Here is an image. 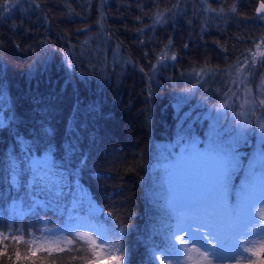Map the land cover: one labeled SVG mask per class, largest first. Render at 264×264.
<instances>
[{
    "label": "trees",
    "instance_id": "obj_1",
    "mask_svg": "<svg viewBox=\"0 0 264 264\" xmlns=\"http://www.w3.org/2000/svg\"><path fill=\"white\" fill-rule=\"evenodd\" d=\"M259 3L19 0L10 12L0 11V117L9 120L0 129V233L22 236L0 243V264H90L95 254L87 242L62 230L70 211L124 228L119 242L126 259L147 263V238L158 215L151 193L157 148L183 132L204 136L211 105L220 102L215 90L245 84L253 90L264 75V44L258 52L255 47L264 37ZM169 42L176 59L162 61L153 73ZM249 49L257 52L256 74L241 84L232 66L238 58L243 65ZM201 68L213 74L194 76ZM193 85L195 91H184ZM244 147L235 151L246 156L252 142ZM45 157L55 178L63 179L59 198L32 185V162ZM12 162L20 172L15 183ZM77 199L82 203L73 208ZM14 200L30 208L11 207ZM57 202L64 212L48 210ZM94 203L99 210L89 215ZM50 228H56L58 248L32 255L28 242Z\"/></svg>",
    "mask_w": 264,
    "mask_h": 264
},
{
    "label": "snow or ice",
    "instance_id": "obj_2",
    "mask_svg": "<svg viewBox=\"0 0 264 264\" xmlns=\"http://www.w3.org/2000/svg\"><path fill=\"white\" fill-rule=\"evenodd\" d=\"M18 3L19 0H0V11L10 12ZM208 10L215 11L210 7ZM223 11L221 8L220 12ZM231 11H237L235 5ZM257 12L264 13V0H260ZM156 19L161 21L163 17L157 13ZM170 44L171 42L160 54L157 65L152 67L153 73L162 61L176 59L175 55L168 54ZM261 44H264V37L255 45L257 52ZM257 52L249 49V54L243 56L245 63L242 65L238 58L236 65L232 66L238 78L243 77L239 79V83L245 84L248 76L256 74ZM259 55L264 57V52H259ZM260 64L264 66V59L260 60ZM212 74L213 71L208 68H201L198 73H193L201 78ZM228 74L231 75V70ZM230 82L236 84L237 79ZM196 87L197 85H193L184 91L191 93ZM215 91L220 102L210 108V114H213L209 134L210 148L202 153L196 150L194 142H190L184 154L167 170L165 218L154 229V234L159 236L160 240H150L147 264H223L225 260H235L236 264H264V223H261L264 221V151L249 163L243 180L236 186L233 177L241 169L239 155L231 143L219 142L221 133L226 130L234 133L233 141L242 140L252 127L253 119L256 127L264 134V77L261 78L256 95H253L246 84L243 89L226 87L223 91ZM202 99L207 104L208 97L205 95ZM229 112L232 114L231 119L228 118ZM225 120H228L227 124L223 123ZM8 126V118L0 117V129H6ZM261 139L264 141V135ZM71 148L70 145V150ZM28 151L30 153L31 149ZM11 171L12 181L15 183L20 172L16 170L14 162L11 163ZM31 172L33 186L47 190L53 198L64 195L63 179L55 178L57 174L53 171L50 157L34 160ZM81 203L82 199L74 200L72 207L76 208ZM96 211L93 208L89 215H95ZM107 216L111 218L113 213L108 212ZM69 221L62 230L88 242L87 247L95 254L90 264H100V257L112 261L113 264H130L125 255L128 250L119 242L122 240L124 228H97L90 221L71 215ZM74 225L90 231H74ZM45 231L51 232L52 229ZM92 232L97 235H91ZM20 239L22 236L18 237L15 233H0V243L4 240ZM64 239L69 244L74 242L67 237ZM105 249L108 250L106 255ZM40 250L39 247L33 249L32 255H36Z\"/></svg>",
    "mask_w": 264,
    "mask_h": 264
},
{
    "label": "rangeland",
    "instance_id": "obj_3",
    "mask_svg": "<svg viewBox=\"0 0 264 264\" xmlns=\"http://www.w3.org/2000/svg\"><path fill=\"white\" fill-rule=\"evenodd\" d=\"M264 77V75L262 76ZM261 77V78H262ZM261 84V79H259L254 87V89L252 90L253 95H256L258 92V86ZM259 115V111L257 113ZM213 115V114H212ZM228 118L231 119L232 118V114L231 112L228 113ZM224 124L228 123V120H225L223 122ZM213 124V119L211 117V122H209L207 125H205V131L202 132L204 134V136H199L190 132H183L182 134H180L178 137H176L173 141L169 142V143H165V144H160L159 148H157V154H155L156 156V160L153 163V166L151 168L152 170V176H153V181H154V185H153V189L154 191H151L152 193V199H153V203H154V211L155 213H157L158 215H155V219H154V223L151 227V233L153 234L151 236V234L148 236L147 238V243H148V247H147V251L148 254L150 255L149 252V245H150V240L151 239H155L157 241L160 240L159 236H156L154 234V229L158 226V224L165 218V213H166V208H165V200H166V196H167V191H168V181H167V170L176 162V160H178L185 152V149L187 148L188 144L190 142H194V146L196 148V150H198L199 152H207L210 148V130H211V126ZM231 135V136H230ZM252 135L254 136V141H251L252 139ZM262 134L259 130L258 127H256V123H255V119H253L252 121V127L248 129L247 134L245 135V137L242 140H239V142H235L233 141L232 137L234 136V133H232L230 130H226V132L221 133V136L219 138V142L221 143H231L233 145L234 148L238 147H242L245 148V145H249L250 142H252V147L249 148V153L245 156V153L242 151H236V153L239 155L240 158V162H241V169L240 171L233 177V183L236 186H239V184L241 183V181L244 178L245 172L248 168V165L251 161H253L254 159H256L259 155V153L261 151H264V141H262L261 137ZM182 137L184 139H182ZM245 156V158H244ZM163 185L166 187V195L164 193V187ZM28 204V203H27ZM57 204L59 205L58 207H50L48 208V210H52L54 212H64V204L62 205L60 202H57ZM9 205L11 207H22L24 210L25 209H29L30 207L27 205V207H23L21 203H19L18 201H10ZM21 208V209H22ZM96 209L97 211L99 210V205H96L94 203L93 206L90 207V209ZM88 213L86 211L81 212V211H76L73 213V217H80L82 219L88 220L90 221L92 224H94L97 228H103V229H109L105 224L102 223H98L96 219H94V217L88 216ZM69 215H72V211L69 212ZM261 223H264V221H261ZM52 229L51 232H43L41 234H36L32 236V240L34 241L33 246L31 244V246L33 247V249L39 247V248H58L56 243H59V237L57 236L55 229L56 228H50ZM74 231H82V232H87L90 231L87 228L84 227H79V226H75L74 225ZM54 232V233H53ZM91 235L96 236L97 234L95 232H92ZM46 239V241L42 242L41 244H39V240L36 239ZM85 241V240H84ZM87 242V241H86ZM88 243V242H87ZM97 243H99V240H97ZM105 251V255L107 254V249L104 250ZM32 253V252H30ZM38 254V252L36 253ZM30 256V254L28 255ZM109 264L110 260L105 259L103 257H100V264ZM147 264V263H146ZM214 264H217V262H214ZM223 264H236L235 260H225L223 261ZM242 264H244V262H242Z\"/></svg>",
    "mask_w": 264,
    "mask_h": 264
},
{
    "label": "bare ground",
    "instance_id": "obj_4",
    "mask_svg": "<svg viewBox=\"0 0 264 264\" xmlns=\"http://www.w3.org/2000/svg\"><path fill=\"white\" fill-rule=\"evenodd\" d=\"M259 7V6H258ZM259 14H261V13H259Z\"/></svg>",
    "mask_w": 264,
    "mask_h": 264
}]
</instances>
